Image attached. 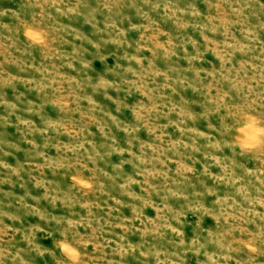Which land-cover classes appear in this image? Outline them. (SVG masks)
Returning <instances> with one entry per match:
<instances>
[{"label": "rangeland", "instance_id": "obj_1", "mask_svg": "<svg viewBox=\"0 0 264 264\" xmlns=\"http://www.w3.org/2000/svg\"><path fill=\"white\" fill-rule=\"evenodd\" d=\"M0 264H264V0H0Z\"/></svg>", "mask_w": 264, "mask_h": 264}]
</instances>
